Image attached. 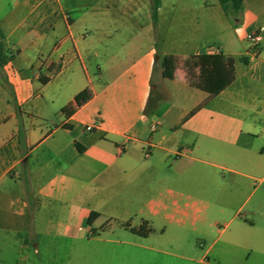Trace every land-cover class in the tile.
<instances>
[{
    "label": "crops",
    "instance_id": "1",
    "mask_svg": "<svg viewBox=\"0 0 264 264\" xmlns=\"http://www.w3.org/2000/svg\"><path fill=\"white\" fill-rule=\"evenodd\" d=\"M95 1L0 0V264H80L108 229L131 236L118 247L158 252L139 240L176 230L202 237L197 264H264V0H161L157 20L151 0ZM217 52L235 80L212 96L187 64Z\"/></svg>",
    "mask_w": 264,
    "mask_h": 264
},
{
    "label": "rangeland",
    "instance_id": "2",
    "mask_svg": "<svg viewBox=\"0 0 264 264\" xmlns=\"http://www.w3.org/2000/svg\"><path fill=\"white\" fill-rule=\"evenodd\" d=\"M102 0H96V5H101ZM11 5V3H9ZM235 17L233 23L235 27L243 29V21L237 23ZM245 32L243 29L242 31ZM189 72V69H188ZM193 78L199 75V72L194 68H191ZM114 223V222H113ZM118 233H123L119 230ZM118 233L110 232V229L99 233L97 238H101L104 242L95 243L92 242L88 251L84 252L82 262L80 264H129L127 260L128 255L133 256L135 260L142 261L146 264H197L196 260L200 259L203 253L200 250V243L202 237L200 236H187L181 231L172 230L168 231L166 235L160 233L153 235L149 240H139L141 244L145 246H152L158 250V252L147 251L145 249L130 248L127 246L118 247L106 243V240H117L118 238L124 240H130V235L126 233V236L119 235ZM182 257L190 258L193 261H185ZM36 264H48L46 260H41L39 257H35ZM210 260L214 261V257L211 255Z\"/></svg>",
    "mask_w": 264,
    "mask_h": 264
},
{
    "label": "trees",
    "instance_id": "3",
    "mask_svg": "<svg viewBox=\"0 0 264 264\" xmlns=\"http://www.w3.org/2000/svg\"><path fill=\"white\" fill-rule=\"evenodd\" d=\"M220 6L227 15H239L244 9V0H218ZM151 12L154 20L158 18V9L161 4V0H151ZM8 58L5 55L4 46L0 44V67L6 64ZM178 65V59L175 56H166L162 60L163 76L165 78L173 79ZM191 68H194L199 72L196 78H193ZM188 77L193 86H196L202 90L207 91L212 96L219 95L222 91L228 88L235 80V59L226 57L223 54H201L194 56L187 64ZM42 82L46 81L42 79ZM92 98V92L87 89L81 92L76 97V103L81 106L88 102ZM159 96H152L147 109H152ZM72 109H67L65 112L71 113ZM83 152L82 149H80ZM99 217V214L92 213L88 224L92 225L93 222ZM145 225L141 229H132V232L147 237L152 232V229L147 228Z\"/></svg>",
    "mask_w": 264,
    "mask_h": 264
},
{
    "label": "built area",
    "instance_id": "4",
    "mask_svg": "<svg viewBox=\"0 0 264 264\" xmlns=\"http://www.w3.org/2000/svg\"><path fill=\"white\" fill-rule=\"evenodd\" d=\"M247 40L249 41L250 46H251V53L253 55H258L261 52V44H262V33H261V30L258 29V30H255V31L251 32L250 34H248ZM215 54H218V52L215 53ZM100 124H101V121L99 119L95 120L94 123L86 126L85 132L86 133L92 132ZM157 127H158L157 125H154L153 130H156ZM150 151H151L150 149H148L146 151V154L145 155L147 157L150 155ZM187 152H188L187 150H184V151L181 152V154H185Z\"/></svg>",
    "mask_w": 264,
    "mask_h": 264
}]
</instances>
